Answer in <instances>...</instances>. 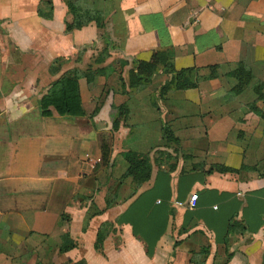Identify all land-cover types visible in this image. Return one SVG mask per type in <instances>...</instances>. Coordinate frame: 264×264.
Returning <instances> with one entry per match:
<instances>
[{
	"label": "crops",
	"instance_id": "crops-1",
	"mask_svg": "<svg viewBox=\"0 0 264 264\" xmlns=\"http://www.w3.org/2000/svg\"><path fill=\"white\" fill-rule=\"evenodd\" d=\"M42 2L52 3L51 18L40 15ZM81 3L102 10L103 28L81 24L70 0H0V264H195L190 257L204 245L205 264L226 254V264H264V100L254 109V93L226 99L235 82L226 75L240 61L264 83V0ZM168 49L177 70L220 66V76L163 93ZM98 50L105 59L93 69L105 67L104 75L95 85L79 81L86 116L43 117L51 84L88 70ZM155 56L152 84L121 91L117 81L134 60ZM121 106L129 115L121 111L112 132ZM166 125L176 139L158 146ZM101 135L114 138L118 170L102 184L97 168L82 175L87 156L101 157ZM129 150L150 159V179L106 208ZM65 234L75 247L61 252Z\"/></svg>",
	"mask_w": 264,
	"mask_h": 264
},
{
	"label": "trees",
	"instance_id": "trees-1",
	"mask_svg": "<svg viewBox=\"0 0 264 264\" xmlns=\"http://www.w3.org/2000/svg\"><path fill=\"white\" fill-rule=\"evenodd\" d=\"M71 4L69 9L71 11H80L81 14V24H89L94 22L97 27L103 28L105 26L104 14L101 9L98 8H88L85 9L81 3V0H70ZM42 8L39 9L40 15L45 18H51L53 7L51 2H42ZM83 11V12H82ZM103 53L98 54L95 60V64H99L104 61L105 58L102 57ZM175 52L173 49H168L166 52V59L163 66V73L170 76L161 86V91L166 93L170 90H187L198 87L201 80H209L219 77L220 66H210L206 69L188 67L177 70L174 64ZM159 61L156 56L151 61H141L134 60L135 66L129 73V86L130 88L145 87L152 83L153 77L158 73ZM202 70H207L206 74H202ZM56 69L52 68V73H55ZM105 72V67H98L93 69L90 67L88 70L82 69H72L71 71L64 74L62 77L54 81L49 87L48 91L40 100L41 115L43 117H52L54 112L60 116H65L72 119H81L86 116V112L82 103V96L80 91L79 81L85 78L89 84H93L96 81L98 75L103 76ZM235 81L229 91L226 94V99L228 101L237 97L240 94L245 93L248 88L254 90L256 95L255 101L250 105L252 108L256 109V105L259 100H264V83L262 81H257L254 76L253 68L251 65L244 61H240L236 67L230 70L227 75ZM124 84V83H123ZM116 110L122 114L121 111H128V108L121 106L116 108ZM98 111V110H97ZM95 111V112H97ZM125 112V111H124ZM258 115L264 116L263 112L258 109ZM127 113V112H125ZM119 129V119H116L113 124V131ZM163 134L165 137L169 136V131L164 128ZM102 151V161L104 164L111 162L112 158V147L107 139H103L101 143ZM124 157L128 163V167L125 172L126 178H131L133 186V192L146 181L150 179L151 176V162L149 158L135 155L133 152L124 153ZM222 172L227 171L226 168L220 169ZM233 171V170H231ZM113 198L107 194L106 196V208L111 207L114 203ZM65 217V216H64ZM63 220V219H62ZM233 224L230 225L228 229L229 232L233 231ZM105 238V233L100 232L98 236V241L96 247H100ZM63 245L61 247V252L70 250L75 247L74 243L71 241L68 234L63 236ZM211 252V247L209 245L201 246L197 252H193L190 257V262L195 264H205L206 259L209 257ZM231 255L226 254L224 262L221 264H226ZM73 264H86L84 261H79ZM213 264H219L214 261Z\"/></svg>",
	"mask_w": 264,
	"mask_h": 264
},
{
	"label": "rangeland",
	"instance_id": "rangeland-1",
	"mask_svg": "<svg viewBox=\"0 0 264 264\" xmlns=\"http://www.w3.org/2000/svg\"><path fill=\"white\" fill-rule=\"evenodd\" d=\"M97 26V25H96ZM99 28V27H98ZM104 47V46H103ZM101 49H102V47H101ZM100 49V50H101ZM100 51L98 50L97 52H96V54H95V60H96V57L98 56V54H100V53H103V52H100ZM102 57L104 58L105 56H104V53H103V55H102ZM95 60H94V62L93 63H91L90 65H89V68L90 67H94V66H97V64L96 65H93L94 63H95ZM100 66V65H99ZM134 66H135V64H134ZM133 66V67H134ZM101 67V66H100ZM163 70V69H162ZM204 70H202V74L204 73L203 72ZM105 73V72H104ZM100 75H98L97 76V78L99 77ZM122 76V75H121ZM169 76V75H168ZM96 78V82L98 81V79ZM201 81H203V80H201ZM200 81V82H201ZM95 82V83H96ZM153 82V81H152ZM199 82V83H200ZM124 83V84H123ZM152 84V83H151ZM151 84H149V85H147V86H150ZM157 84H159V86H160V89H161V85L163 84L161 81L159 82V83H157ZM233 84H235V82H233ZM93 85H95L94 83H93ZM117 85L119 86V88L121 89V91H124V93L125 94H128L129 93V91L130 90H133L134 88H130V86H129V76L125 79L124 77H119V79H118V81H117ZM200 85V84H199ZM199 85H198V87H199ZM147 86H145V87H147ZM198 87H196V88H198ZM230 87H231V84H230ZM130 89V90H129ZM192 89H194V88H192ZM188 90V89H187ZM252 91V92H251ZM254 93V90L253 89H251V88H248L247 89V91H245V93ZM241 95V94H240ZM102 96H103V93L100 95V100H101V98H102ZM239 96V95H238ZM249 96V95H248ZM236 98V97H235ZM234 99V98H233ZM231 101V100H230ZM98 102H100V101H98ZM227 102H229L228 100H227ZM100 106L101 105H97L96 106V108L94 109V111L91 113V116H93V114L94 113H97V112H95V111H97V110H99V108H100ZM129 115V112L127 111V113H126V116H128ZM119 125H120V122H121V120H123L124 118H123V113L121 114H119ZM169 127L170 126H165L164 128H166L168 131H169V136L168 137H165V135H163V139H164V141H160L159 143H157L158 144V146L159 145H161V146H164V144H166L167 143V141H169L170 140V138H175V134H174V132L171 130V129H169ZM112 132H115V131H113V128H112ZM163 132H164V130H163ZM106 137L107 136H105V135H101L100 136V141H101V143H102V141H103V139H106ZM146 137H148V135L146 136ZM113 137H112V141L110 142L111 143V147H112V149H113ZM176 139V138H175ZM127 152H133V153H135V155H138V156H141L142 158H144V157H147V156H145V155H140V154H138L137 152H135V151H133V150H129V151H126L125 153H127ZM125 158V157H124ZM148 158V157H147ZM100 159H101V161L99 162V165L96 167L97 169L96 170H98V171H100L99 172V175L98 176H96V180H97V182H99L100 184H102L105 180H107V179H109V178H111L110 177V174H111V172H114V171H118V170H115L114 169V166H112L113 164H112V161L111 162H109L108 164H104V162L102 161V151H101V157H100ZM112 159V158H111ZM150 160V159H149ZM125 163H126V167H125V169H127V167H128V163H127V161H126V159H125ZM125 165V164H124ZM117 166V165H116ZM121 169V168H120ZM125 169H122V174H120L119 176H117V177H113L114 179H115V184H116V187H114V185L109 189V190H107L108 191V194L113 198V200H114V202L116 201V202H122V201H126V200H129L130 198H132L133 196H134V194L136 193V192H133L134 190H133V186H134V184H132V182H131V178H126L125 177V172H126V170ZM221 168H219L218 170H220ZM111 171V172H110ZM93 174L94 173H92L91 175H89L88 176V178H90L91 179V177L93 176ZM120 182V183H119ZM119 184V185H118ZM117 185H118V187H117ZM113 202V203H114Z\"/></svg>",
	"mask_w": 264,
	"mask_h": 264
},
{
	"label": "built area",
	"instance_id": "built-area-1",
	"mask_svg": "<svg viewBox=\"0 0 264 264\" xmlns=\"http://www.w3.org/2000/svg\"><path fill=\"white\" fill-rule=\"evenodd\" d=\"M101 161L100 158L87 156V158L84 160L85 164L87 165V169L83 171L82 175L87 176L90 175L92 171L96 169V167L99 165V162ZM197 202V195H193L190 198L189 206L191 208H194L196 206Z\"/></svg>",
	"mask_w": 264,
	"mask_h": 264
}]
</instances>
